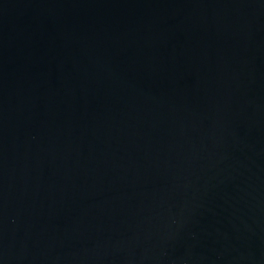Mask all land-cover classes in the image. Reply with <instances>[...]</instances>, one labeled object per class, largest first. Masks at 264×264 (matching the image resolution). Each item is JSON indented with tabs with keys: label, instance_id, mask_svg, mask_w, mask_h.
Returning a JSON list of instances; mask_svg holds the SVG:
<instances>
[{
	"label": "water",
	"instance_id": "95a60500",
	"mask_svg": "<svg viewBox=\"0 0 264 264\" xmlns=\"http://www.w3.org/2000/svg\"><path fill=\"white\" fill-rule=\"evenodd\" d=\"M0 264H264V0H0Z\"/></svg>",
	"mask_w": 264,
	"mask_h": 264
}]
</instances>
